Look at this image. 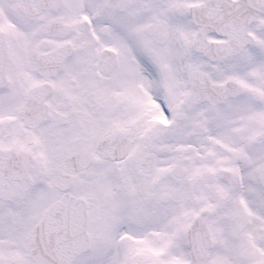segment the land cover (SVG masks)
<instances>
[{
	"label": "snow or ice",
	"instance_id": "1",
	"mask_svg": "<svg viewBox=\"0 0 264 264\" xmlns=\"http://www.w3.org/2000/svg\"><path fill=\"white\" fill-rule=\"evenodd\" d=\"M0 264H264V0H0Z\"/></svg>",
	"mask_w": 264,
	"mask_h": 264
}]
</instances>
